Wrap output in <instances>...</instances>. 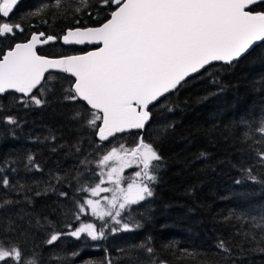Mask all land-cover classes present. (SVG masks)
Returning a JSON list of instances; mask_svg holds the SVG:
<instances>
[{"label":"snow or ice","instance_id":"obj_1","mask_svg":"<svg viewBox=\"0 0 264 264\" xmlns=\"http://www.w3.org/2000/svg\"><path fill=\"white\" fill-rule=\"evenodd\" d=\"M17 4L18 0H0V96H11L14 101L12 106L0 102V123L9 126L4 138L16 139V130L22 127L9 107L47 109L53 103L74 130L96 138L88 141L93 149L89 154L82 150L79 138L60 143L59 130L49 129L43 140L33 138L34 142H51L53 153L67 149L68 155L76 157V167L70 172L49 171L43 189L34 191L35 196L51 191L72 200L75 226L66 223V231L56 230L47 216L27 210L33 203L27 193L33 189L14 174L20 166L26 172L43 173L36 155L10 154L0 161V264H48L67 257L52 255L46 261L39 249L58 246L64 236L88 246L89 241H105L110 235L143 227L134 214L144 218L140 209L147 211L153 202L165 167L158 146L144 133L157 110L175 111L172 97L190 81L209 73L217 63L235 66L256 46H264V0H96L95 4L91 0H49L43 6L49 14L71 17L74 26L62 35L32 31L23 41L16 39L25 32L23 25L11 21ZM84 15L96 23H82ZM56 43L75 54H42L44 46ZM76 46L83 50L76 52ZM174 126L166 121L159 132L164 135ZM236 127L242 134L236 146L240 160L233 166L242 178L235 183L246 179L264 185V178L257 175L258 169H264V112L255 119H241ZM130 168L135 170L125 175ZM65 184L74 196L62 190ZM243 219L246 230L236 233L243 235L242 245L231 246L224 239L216 245L230 264H234V254H264V208L253 209ZM34 234L46 238L29 249ZM151 240L149 236L117 249L118 260L105 247V258L99 264H155ZM80 254L71 253L73 262Z\"/></svg>","mask_w":264,"mask_h":264},{"label":"trees","instance_id":"obj_2","mask_svg":"<svg viewBox=\"0 0 264 264\" xmlns=\"http://www.w3.org/2000/svg\"><path fill=\"white\" fill-rule=\"evenodd\" d=\"M91 2L95 4L96 0ZM48 4L49 0H18L11 16L13 23H21L25 29L23 34L17 35L18 41L25 40L32 31L62 35L64 29L74 26L71 17L51 16L43 7ZM40 9L43 10L38 15H30ZM103 15L101 13V19ZM42 20L48 23L43 24ZM82 23L91 26L96 21L84 15ZM81 50L76 48V52ZM41 52L49 56L75 54L58 43L43 47ZM172 100L175 111L160 113L157 110L154 122L144 133L158 146L165 158V167L153 202L148 205L147 211L140 209L144 218L140 219L139 213L134 214L143 227L132 233L110 235L105 241H89L88 246L73 237L64 236L57 242L58 246L39 249L46 261L52 255L67 257L66 261L48 264H84L86 260L99 264L105 258V247L112 259L118 260L117 249L141 243L149 236L155 249L152 257L155 264L160 260L166 264H230L228 257L217 249L218 241L224 239L231 246L242 245L244 237L236 233L246 230L243 217L253 209L260 211L264 208V185L246 179L236 184L235 180L241 179L242 174L233 166L240 160L236 146L242 133L238 131L237 124L241 119L258 118L264 112V46H256L235 66L216 64L209 73L190 81ZM0 102L6 106L14 104L11 96H0ZM9 110L22 121V127L16 130V139L10 136L5 139L9 126L0 123V161L10 154L21 158L29 152L36 155L37 160L42 162L43 173L26 172L20 166V172L14 174L16 180L33 189V192L27 193L33 200L27 210L34 215L47 216L56 224V230L66 231V223L75 226L70 211L72 200L51 191L47 195L35 196L34 191L43 189L49 171L59 168L62 175L70 172L76 167V157L68 155L67 149H58L53 153L51 142H34L33 138L43 140L49 129L59 130L57 134L62 137L60 143H74L79 138L83 141L82 150L89 154L93 149L88 141L95 137L88 132L80 134L74 130L55 103L47 109L9 107ZM166 121L175 126L161 135L159 129ZM130 140L131 137H128V142ZM201 153L207 155L201 156ZM92 166L95 167V164ZM134 170L126 169L124 174L130 175ZM257 175L264 178V169H258ZM62 190L74 196V190L67 184L62 186ZM24 194L21 193L22 196ZM45 238L44 234H34L28 241L29 249L40 245ZM96 243L101 246H90ZM74 251L81 254L73 262L71 253ZM233 260L234 264H264V254H234Z\"/></svg>","mask_w":264,"mask_h":264},{"label":"water","instance_id":"obj_3","mask_svg":"<svg viewBox=\"0 0 264 264\" xmlns=\"http://www.w3.org/2000/svg\"><path fill=\"white\" fill-rule=\"evenodd\" d=\"M60 44V43H59ZM60 45H62V44H60ZM63 46V45H62ZM65 47H68V46H65ZM76 47H81V46H76ZM217 64H220V63H217ZM136 130H134V132H135ZM96 139V138H95Z\"/></svg>","mask_w":264,"mask_h":264}]
</instances>
